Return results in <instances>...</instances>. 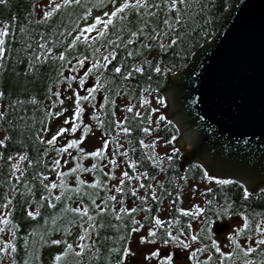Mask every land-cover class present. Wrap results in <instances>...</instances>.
<instances>
[{
    "label": "snow or ice",
    "instance_id": "1",
    "mask_svg": "<svg viewBox=\"0 0 264 264\" xmlns=\"http://www.w3.org/2000/svg\"><path fill=\"white\" fill-rule=\"evenodd\" d=\"M8 4L9 0H0V5ZM193 6L197 15L204 14L203 24L196 22ZM81 7L82 14L71 19L68 10ZM215 7L213 0H96L90 7L82 0H34L28 15L37 14L39 9L35 23L49 30L38 33V40L29 37L23 41L15 57L9 55L12 50L7 44L10 29L0 26V75L9 70L7 60L23 65L22 71L13 70V75L25 80L38 77L44 66L58 62L56 76L49 77L52 84L47 89V99L52 102L45 106L40 128L29 138L33 145L45 146L36 159L29 156V146L23 139L13 141L10 131L20 128L25 120L24 115L17 114L18 109L24 113L26 104L40 102L20 95L11 99L12 93L0 84V125H7L0 127V164L7 166V173L0 172L6 188L0 195V264H39V258L29 249L28 235H18L21 224L14 215L17 197L22 201L23 214L31 220L41 216L45 207L54 210L60 206L59 213L50 217L52 227L48 231L61 232L62 236L44 240L45 244L61 246L51 264H65L70 253L81 259L91 253L99 259L108 242L114 246L107 248L106 264H137L138 255L142 264H151L152 260L157 264H264V209L256 211L248 203L253 197L264 199V187L260 186L264 180L248 181L245 186L210 174L202 164H190L183 175L167 176L175 169L180 149L174 144L177 135H160L166 116L161 111L164 98L159 96V81L187 67L184 61L194 54L199 40L210 36L209 13ZM62 13L68 15V21ZM69 24L74 27L69 28ZM20 32L25 29L21 27ZM154 75L156 88L151 86ZM145 76L147 86L140 89L137 107L132 102L137 99L132 80ZM62 85H66L63 93ZM6 95L9 99L4 103ZM117 97L129 98L122 105L125 115L120 119L115 111ZM85 102L90 109L89 123L84 122ZM102 113L106 119L100 118ZM109 113L111 119L107 120ZM53 122L54 129L50 127ZM91 122L103 132L99 146L86 150L82 145L94 134ZM168 125L172 121L167 120L165 127ZM136 131L143 134L136 142L142 150L139 159L130 155L136 152L132 140L127 139V146L120 142L121 133L127 138ZM68 133L74 138L61 144ZM13 143L18 147L9 151ZM158 147L163 151L158 152ZM50 152L55 156L45 160ZM65 154L73 161L71 167H65L69 163ZM88 158L94 162L85 166L82 161ZM146 161L158 169L156 175H150ZM34 166L43 170L26 178ZM193 169L200 170L199 183L195 176H189ZM84 173L89 174L87 178ZM70 176L74 184L68 182ZM233 184L241 189L242 203L223 187L216 193L221 199L216 200L213 185ZM185 188L192 199L187 207L181 206ZM48 220L45 218L46 225ZM74 231V239L69 242L67 238ZM108 231L115 235H102ZM21 239L24 257L18 260Z\"/></svg>",
    "mask_w": 264,
    "mask_h": 264
},
{
    "label": "water",
    "instance_id": "2",
    "mask_svg": "<svg viewBox=\"0 0 264 264\" xmlns=\"http://www.w3.org/2000/svg\"><path fill=\"white\" fill-rule=\"evenodd\" d=\"M161 93L181 132L182 170L199 162L246 186L264 180V0H234L217 35Z\"/></svg>",
    "mask_w": 264,
    "mask_h": 264
},
{
    "label": "trees",
    "instance_id": "3",
    "mask_svg": "<svg viewBox=\"0 0 264 264\" xmlns=\"http://www.w3.org/2000/svg\"><path fill=\"white\" fill-rule=\"evenodd\" d=\"M33 2H34V0H9V4L7 7L4 5H0V23L2 26L7 25L10 29L9 35L7 37V44L10 47V49L12 50L9 53V55L12 57H15L17 55V50H19L22 47L23 41H25L29 37H35V39L38 40L39 39L38 33L47 32L49 30L46 25H43V24L38 25L35 23V20L39 19V15H38L39 9L36 10L37 14L29 17L28 13H29V11H31V7L33 5ZM95 2H96V0H82V4H87L89 7ZM200 2L201 3H207V0H200ZM213 2L215 3L216 7L211 13H209L212 16V23H211V26L208 28V31L210 32V36L207 38L199 40V43L193 49L194 54L201 46H203L207 42H210L217 35V33H218L222 23H223V20L227 14L229 8L233 4L234 0H213ZM68 11L72 13L71 19L75 20L80 14H82L83 8L82 7L81 8H74V9H69ZM96 11L98 12L99 10L97 9ZM192 12H193V15L195 16L196 22L203 24L202 17L204 14L201 13V14L197 15L196 14L197 9L195 8V6H193ZM61 17L65 21H68V19H69L68 15L66 13H62ZM61 17H57L56 19L59 20ZM68 26H69V28L74 27V25H72V24H69ZM21 27H23L25 29L24 33L20 32ZM18 41L20 43H18ZM33 47H35L34 44H33ZM58 50L62 51L63 49H58ZM193 55L190 56L186 61H184V63L187 64V66L192 61ZM6 64H7V67L9 70L4 71L3 74L0 75V84H4L6 86V92L12 93L11 99H15L17 95H20V98H22V99H30L31 97H35L40 102L37 105H32L30 103L26 104L25 105L26 112H24V113H20L19 109H18L17 114L24 115L25 120L20 122V125H21L20 128L13 130V131H10V135L13 136V141L23 139L24 143L29 146V156L32 159H36L37 156H39L43 152V149L45 146L44 145H33L32 141L29 138H30L33 131L40 128V126H41L40 121L42 119H44V117H45V111H44L45 106H50V104L52 102L51 100L47 99V95H48L47 89H48V86L50 84H52V80H50L49 77L55 78V76H56V68L58 66V62H57V64H54V65L50 64V65L44 66V68H42V70H41V74L38 77H36V78L28 77L27 80H25L22 76L17 77L15 75H13V70L15 71V73H20L22 71L23 65L14 64L10 60H7ZM185 68L186 67H182V68H180L179 71H182ZM179 71H177V72H179ZM177 72H175V73H177ZM65 74L67 75L68 73L65 72ZM169 75H171V74H169ZM169 75L166 78L161 79L159 81V89H160L159 90V96L164 98V106L161 109H164V111H162V112L166 116V121L167 120L172 121V120L169 119V117H168V107H169L168 100L161 93V90L164 88ZM156 80H157V78L154 75L153 81L151 84L152 88L157 87ZM132 84L135 88V96L137 97V99H134L132 102L134 104H136L137 107H139L138 96H139L140 89L147 86L146 85V76L141 77L139 79H133ZM8 85H11V87H7ZM52 88H53V91L57 90L56 86L54 84L52 85ZM64 88H66V85H62L60 87V91L62 92V90ZM131 95H132V93H129V96H131ZM155 95H156V93H153V96H155ZM8 99H9V97L6 95L4 103H7ZM53 99H55V98L53 97ZM128 99H129L128 97H124V98L117 97L116 98L117 107H116L115 111H116V118L117 119H120L125 115V113L123 112V109H122V105L125 103H128ZM149 99L152 100V97H149ZM99 102H101V96L98 94L97 95V103H99ZM152 103H153V106H157L155 100H152ZM84 107L86 108L85 115L89 116L90 109H89L87 102H85ZM128 115H130V114H128ZM153 115L155 116V114H153ZM100 118L106 119L105 116L103 115V113L101 114ZM110 119H111V115L109 113L107 120H110ZM166 121L162 122V128L160 131V135L164 136L165 138H170L171 135H177V140H178V138L180 137V130H179L177 124L172 121V125H168L165 127ZM0 127H7V125H0ZM98 130L102 134L103 130L102 129H98ZM176 130H178V134H177ZM21 133H22V135H21ZM112 134L116 135L114 128L112 129ZM142 135L143 134L138 132V131L133 132L127 138H125V134H123V133L120 134V142L122 141V143H124L125 146H127V139H130L133 141L132 146L136 148V152H135V154L130 153V155H133L134 159H139L141 156L142 150L139 148V146L136 142L138 141V139ZM176 141H174L175 146H176ZM146 142H147V140H146ZM17 147L18 146L15 143H13L12 145H10L9 151H15L17 149ZM159 148L160 147L157 148V151L159 150ZM72 151H73L72 155H76V151L75 150H72ZM181 154H182V151L180 150L178 156L175 158V169L169 170L167 173V176L169 179H171L173 176H179V175L184 174V171L180 167ZM93 162L94 161L92 158H88V159H85L82 161V163H84L85 166H89ZM104 163H106V161ZM72 164H73V161H71V159H69V163L65 167H71ZM193 164H201V163H193ZM145 167L148 169L150 175H156L158 172V169L154 168L150 164V162L146 161ZM188 167H189V165L185 169H187ZM40 170H43L41 166H34L32 169H29V172L26 174V178L31 179V176L36 171H40ZM140 170L143 171L144 168H141ZM105 171H107V169H105ZM0 172L7 173V166L0 164ZM88 175L89 174H87V173L82 174V176L84 178H87ZM162 175L163 174H161V176H158L157 178L161 179ZM200 175H201V173H200L199 169H193L192 172L189 173L190 178L192 176L196 177L197 183H199ZM50 178H52V177H50ZM229 179H232V178H229ZM2 180H3V177L0 176V195H2L4 193V191L6 190V188L4 186H2ZM232 180L238 181L236 179H232ZM68 182L70 184H74V182H75L74 178L70 176L68 178ZM241 183H243V182H241ZM221 187H223V191L228 193L234 200L237 201V203H242L239 200V197L241 195V189L236 184L226 185V186L213 185L214 195H215L216 200L219 201L221 199V197L218 194H216V193H218V191ZM142 191L143 190H141V193H142ZM38 195H39V192L37 193V198H38ZM208 198H212V196H209ZM169 199H171V198H169ZM2 202L3 201L0 200V203H2ZM14 203H15V214H14L15 219L17 220V222H19L21 224V231L18 235L21 237L23 235H28V237H29V249L32 252H34L36 254V256L39 258V264H51L52 256L57 251L60 250L61 246L51 245L50 243L45 244L44 240L53 239V238L59 239L62 236L61 232H51L50 233L48 231V228L52 227L50 217L54 213H59L60 206H58L54 210L45 207V208L41 209V216L37 217L36 220H31L30 218H27L23 214L22 201L19 199V197H17V199L14 201ZM248 203L251 205L252 209H255L256 211H260V210L264 209V199H257L256 197H253ZM166 206H167V204H165V207ZM45 218H49L47 225L45 224ZM184 219H186V218H184ZM111 222L115 223L114 220H111ZM33 230H35V232H33ZM74 234H75V231L73 233V236H70L67 238L69 242L73 241ZM102 235H115V233H114V231H108L107 233H102ZM42 237H43V239H42ZM33 242H35V243H33ZM112 246H114L112 244V242H108L104 246V249L102 250L99 259L92 257L91 253H86L82 259L77 258L73 254L70 253L65 260V264H76L77 260H80L81 264H106L107 248L112 247ZM115 255L116 254H113V257H112L113 261L115 259ZM23 257H24V249H23V242L21 239L20 241H18L17 259L20 260ZM251 258L252 259H259L258 256H252Z\"/></svg>",
    "mask_w": 264,
    "mask_h": 264
},
{
    "label": "rangeland",
    "instance_id": "4",
    "mask_svg": "<svg viewBox=\"0 0 264 264\" xmlns=\"http://www.w3.org/2000/svg\"><path fill=\"white\" fill-rule=\"evenodd\" d=\"M64 90H65V88L62 90V93L64 92ZM81 94L83 95V91H81ZM65 104L67 105L68 104V101H65ZM53 111H55V109H53ZM161 111H164V109H161ZM84 122L85 123H89L90 122L87 115L84 116ZM91 123L93 124V133L94 134H90L89 137L85 140L84 144L82 145L83 147L86 148V150H93L95 147H98L99 144H100L99 137L102 135L100 133V131L95 127V123L94 122H91ZM50 127L54 129L55 128V122H53L50 125ZM76 135H78V134H76ZM72 138H74L73 134L68 133V134H66V138L65 139L60 140V143L61 144L66 143L67 140H70ZM179 140L180 139L178 138V140L176 141V146L178 148H180L179 145H178ZM121 143H122V141H121ZM111 147H112V145H110V148ZM188 147H189V144L188 143L184 145V148H188ZM70 151L73 152L72 149H70ZM158 151L161 152V151H163V149L160 147ZM54 156H55V153H52L51 152L49 154V157H45V160H50ZM64 158L65 159H68V157H67L66 154H65ZM117 174H118V172H117ZM197 200H198V198H197ZM191 202H192V199L187 195V188H185V195L183 197V204L181 206L187 207V206H189V204ZM74 236H75V234H74ZM132 247L134 249L136 248V245H135V237H133V245H132ZM163 254H164V249L161 250V255H163ZM137 264H142V261H141L139 255L137 256ZM151 264H157V261L152 260L151 261Z\"/></svg>",
    "mask_w": 264,
    "mask_h": 264
}]
</instances>
